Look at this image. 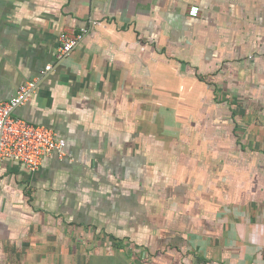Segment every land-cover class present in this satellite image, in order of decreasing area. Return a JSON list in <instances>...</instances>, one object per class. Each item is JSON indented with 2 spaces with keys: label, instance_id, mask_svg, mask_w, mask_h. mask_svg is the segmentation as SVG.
I'll list each match as a JSON object with an SVG mask.
<instances>
[{
  "label": "crops",
  "instance_id": "1",
  "mask_svg": "<svg viewBox=\"0 0 264 264\" xmlns=\"http://www.w3.org/2000/svg\"><path fill=\"white\" fill-rule=\"evenodd\" d=\"M35 79L65 155L0 165V264H264V0H0V101Z\"/></svg>",
  "mask_w": 264,
  "mask_h": 264
},
{
  "label": "built area",
  "instance_id": "2",
  "mask_svg": "<svg viewBox=\"0 0 264 264\" xmlns=\"http://www.w3.org/2000/svg\"><path fill=\"white\" fill-rule=\"evenodd\" d=\"M199 11L197 6L190 8V14L193 16H197ZM91 23L98 24L97 21ZM87 32L88 27H83L79 32H61L57 61L62 62L69 57L84 40ZM50 69L52 65H48L42 73ZM37 85V79L28 80L12 98L0 101V165L12 160L31 171H36L42 166L45 157L53 153L65 155V140L60 138L54 129L14 116L15 110L31 99Z\"/></svg>",
  "mask_w": 264,
  "mask_h": 264
},
{
  "label": "rangeland",
  "instance_id": "3",
  "mask_svg": "<svg viewBox=\"0 0 264 264\" xmlns=\"http://www.w3.org/2000/svg\"><path fill=\"white\" fill-rule=\"evenodd\" d=\"M143 258H144V256H143ZM114 264H117L116 262H114Z\"/></svg>",
  "mask_w": 264,
  "mask_h": 264
}]
</instances>
